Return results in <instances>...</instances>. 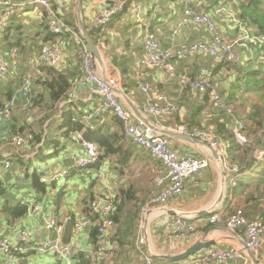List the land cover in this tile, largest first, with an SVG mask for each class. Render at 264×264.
Listing matches in <instances>:
<instances>
[{
	"label": "crops",
	"instance_id": "obj_1",
	"mask_svg": "<svg viewBox=\"0 0 264 264\" xmlns=\"http://www.w3.org/2000/svg\"><path fill=\"white\" fill-rule=\"evenodd\" d=\"M13 1L24 5L15 9L8 26L0 32V53L8 52L15 46L19 47L21 54L19 66L24 69L27 67V59L38 52L43 44L55 38L47 31V16L43 7L30 4V0ZM63 1L67 6L63 15L71 26L81 33L84 26L89 36L93 34L91 38L97 44L101 55V60H97L102 74L116 76L119 79L118 92L128 109L134 111L138 117L154 119L147 114L145 105L147 96L141 90L142 82H148L155 92L165 93L179 102L178 111L160 122L161 132L173 131L180 134L176 131L177 127L180 124H187L207 128L215 136L221 137L217 131V124L224 123V120L216 110L224 109L215 104L216 108L208 94L190 89L182 91L179 81L171 78L165 71L141 65L140 60L144 57V28L143 24L134 21L132 12L118 15L98 32L99 26L95 19L97 10L116 0H81L80 4L78 0ZM141 1L145 5L144 22L150 24L163 47L169 48L184 41L212 40L209 32L207 34V31H201L203 33L201 35V29L195 26L179 28L183 7L178 1ZM199 5L200 2L196 4L198 8ZM205 13L211 17L216 14L214 11ZM231 22V19H227L226 26H220L222 32L233 34L237 31L235 24ZM206 34L207 36H204ZM62 49L63 58L55 68L56 73L51 74L48 68L41 81L62 74L71 80L67 94L54 102L45 86L38 81L33 87V105L30 111L21 112L17 109L12 119L5 122V125L12 129L17 127L32 129L35 136H40V140L35 139V143L32 142L20 149L13 168L0 178V211L5 223L4 233L14 236L18 228L28 227L33 230L36 238L42 239L48 233L44 227L45 219L40 214L30 215L29 209L34 205L46 204L49 211L47 215L49 213L50 216L64 221L67 227L68 222L74 223L89 213L92 199L111 196L120 203V209L115 213L120 223L116 224L114 233L118 232L119 227L118 236L124 243H118L117 237L111 233L103 237L98 235V240L94 242L92 231L98 227L95 218L93 224L85 231L76 233L73 229L72 236L68 239L82 250L76 264H145L144 253H151L157 264H173L185 258L169 260V256H179L199 242L210 244L203 249L246 248L243 228L232 230L223 220L210 223L209 217L213 210L221 207L224 209L222 213L224 218L239 207L245 210L249 218L264 212V200L260 198L256 185H250L246 189L241 187L242 183L249 184L248 180L252 178L248 176L249 171L246 172L247 177L240 174L238 184L234 185L235 174L231 165L229 162L225 163L207 143L200 140L189 142L170 136L172 147L179 153L210 158L211 163L194 181L187 182V190L183 195L169 200L164 207H150L145 215L148 243L144 253L137 249L136 239L132 241L131 238L133 229H136L137 234L142 207L159 191L155 185V176L166 174L167 169L150 151L125 137L121 121L111 111H106L99 120H86V115L100 101V96L97 94L91 96L90 87L79 83L82 73L77 56L80 40L66 36L62 39ZM200 57L204 63H201ZM208 62L212 63L211 66ZM179 66L181 74H190L194 78L200 74L202 67L211 68L214 74L213 82L223 97L219 85L224 83L221 80L222 74L229 71L219 60L199 54L179 62ZM20 70L19 68L14 75L0 79L1 104L9 99L18 87L20 79L17 74ZM190 72H194V75ZM218 72L220 80L215 76ZM10 91L13 93L7 97L6 94ZM67 113H71L76 121L83 124L81 131L69 130V126L64 123V115ZM231 121L233 122L232 117ZM78 133L92 141L100 135L114 137L116 151L107 154L106 149L99 146L100 157L102 156L100 162L77 173L76 158L84 153ZM6 134V131L0 134V156L11 148ZM65 168L71 170L68 177L50 179L53 172ZM31 169L34 170L32 174ZM35 176L40 179L42 184L40 187L35 186ZM23 207L26 208L24 211ZM162 208H165L164 211ZM178 212L186 213L194 219L198 233L191 240L172 243L167 234L166 222L172 214ZM65 233L64 240L67 241ZM247 251L249 252L248 248ZM17 264L59 262L52 254L32 253L19 256ZM213 264L256 263L250 255V259L245 262L236 260Z\"/></svg>",
	"mask_w": 264,
	"mask_h": 264
},
{
	"label": "built area",
	"instance_id": "obj_2",
	"mask_svg": "<svg viewBox=\"0 0 264 264\" xmlns=\"http://www.w3.org/2000/svg\"><path fill=\"white\" fill-rule=\"evenodd\" d=\"M197 0H183L182 17L178 26H195L209 32L212 40H200L191 43H181L169 48L162 46L159 36L152 30L150 24L144 22V2L141 0H116L97 10L96 24L105 28L118 15L132 12L134 21L143 24L144 57L140 60L145 67L158 68L165 71L171 78L179 81L182 91L185 89L206 93L210 100L218 107L224 109L232 116L234 132L242 140L239 133L241 120L233 113V107L227 104L213 82V71L209 67H202L200 74L194 78L188 74L179 72V62L195 55L203 54L216 58L220 62L231 64L241 63L243 54L238 52L235 44L229 42L220 32L212 17L200 12L196 8ZM30 4L41 6L46 11L47 31L53 36V40L45 43L35 54L27 59V67L19 66L20 48L12 47L8 52L0 53V79L17 74L20 79L18 87L13 95L0 106V134L7 132V142L11 145L8 152L0 156V178L9 172L14 165L19 150L32 143L35 132L32 129L21 127L11 128L5 125L9 122L15 110L29 112L32 108L33 87L43 80L48 68L57 67L63 58L62 39L66 36L76 37L80 40L78 51V66L82 70L79 83L89 86L91 96L97 94L100 101L96 103L86 115V120H99L106 111H111L121 121L125 137L133 143L150 151L167 169L166 174L155 176V185L159 191L150 197L142 207L141 218L136 234L137 249L144 253L148 243L145 215L151 206L164 207L169 200L177 198L187 190V182L194 181L197 176L210 166V158H203L193 154L179 153L171 145L170 136L160 131V122L179 109L177 99L162 92H155L148 82H142L141 90L147 96L146 111L152 117H138L134 111L127 108L118 92L119 79L116 76L102 74L99 62L91 51L83 34L76 30L64 18L66 3L63 0H30ZM24 3L13 0H0V32L9 24L10 17L17 7ZM228 8L217 6L215 13L228 14ZM230 17V16H229ZM232 24L241 27L243 35L236 43H240L241 49H249L254 44L260 45L264 38L256 37L243 26L237 16L230 17ZM201 27V28H200ZM201 29V30H202ZM147 115V116H148ZM176 131L207 143L215 150L222 160L227 163V148L221 140L209 129L197 126L180 124ZM81 137L84 153L76 158V172L84 171L94 166L99 161L100 150L97 142ZM245 142V140H244ZM235 175L240 171L237 166L232 167ZM70 169H61L53 172L51 180L68 177ZM237 180H234V185ZM52 208V207H51ZM116 199L111 196H99L90 201L89 213L74 222L73 229L81 233L90 227L94 219L98 222V232L101 237L110 234L116 227L114 219ZM163 211L165 208H162ZM46 204H36L29 209L32 216L40 214L45 219L44 227L47 236L38 239L32 229L28 227L18 228L14 236L4 233L5 223L0 211V264H17L19 256L24 254H52L59 264H76L82 250L74 243L64 240L66 224L64 221L50 216ZM224 209L216 208L209 217L210 223L225 221L232 230L243 228L246 235V248L234 247L231 249H203L189 255L182 261L173 264H213L215 262H234L236 260L247 261L250 259L248 250L255 255L259 264H264V220L263 218H249L243 208H236L228 217H222ZM14 228V227H13ZM168 237L172 243L188 241L197 236V225L194 219L186 213L172 214L166 222ZM103 239H101V242ZM145 264H157L151 253H144Z\"/></svg>",
	"mask_w": 264,
	"mask_h": 264
},
{
	"label": "trees",
	"instance_id": "obj_3",
	"mask_svg": "<svg viewBox=\"0 0 264 264\" xmlns=\"http://www.w3.org/2000/svg\"><path fill=\"white\" fill-rule=\"evenodd\" d=\"M174 1H178L179 3H181L183 7V3H182L183 0H174ZM232 1H233V4L231 5H228L224 3L223 1H218L217 4L214 5V10L216 9L217 6H224L228 8L232 12V14H235L237 18L239 19V21L243 23V26L245 28L247 29H249L250 27L252 28L253 30L252 34L254 36L259 37V38H264V0H232ZM234 6L236 9V12L233 11ZM210 11L211 10H208V13ZM235 27L237 31H239L241 34L243 33L241 30V27H239L238 24H236ZM100 30H101V27H99L98 32H100ZM92 35L93 34H91V36ZM244 50L251 52L250 53L251 56H248V55L245 56ZM244 50L241 51V53L243 54L244 60L241 63H236V64H240L241 66L240 65L236 66L237 69L234 73L235 75L236 73L240 72L241 75L237 76L236 74L235 75L236 77L231 76V80L236 81L238 84L236 83L234 85H237V88L242 90V92H245V90L246 91L248 90L249 86H246L243 80H246L248 78L249 81H251V83L249 82L250 83L249 85H252L251 87L252 91L255 92L256 94H262L264 92V41L258 46L252 44L249 46V50H246V49ZM254 56L255 58H253ZM220 63L223 66L225 65L224 66L225 68L231 65V63H228V62H220ZM244 64L245 66L243 67ZM55 68L56 67L49 69L51 74L56 73ZM41 83L45 86L47 92L49 93L51 99L54 102H57L60 99H62L67 94L71 86V80L62 74H59L56 76L53 75L51 76V78H47L45 81H41ZM234 91L235 90L232 89L228 93L223 94V98L225 99L226 103H230L229 101L231 99L229 98V96L233 97V95L236 94V92ZM242 92L240 93L242 94ZM12 93L13 92L10 91L6 94V96L7 97L10 96ZM1 105L2 104L0 103V106ZM233 113L236 114L237 111L233 110ZM224 114L227 115L230 120L222 117V119L224 120V123L217 124V131H218V134L221 135V137L218 136V138L227 148V161L229 162V165H231V167L237 166L240 171V174H243V175L245 174L247 177L246 172L249 171L248 176H251L253 178V179L251 178V180H248L249 184L242 183L241 184L242 188L246 189L250 185L254 184L256 185L255 187L260 190L262 188L261 186L264 185V161L259 159V157L257 156L256 150L257 148H261V152L264 151V135L263 137L259 138V137H254L253 134H249L250 138L247 139V141L243 143L240 142L237 138V135L234 132V122L231 121L232 116L226 111H224ZM249 118L251 119V117ZM64 121H65L64 123L67 126H69V130L71 132H78L83 129V124L76 121L74 117L71 115V113H67L64 115ZM251 126L252 127L257 126V128L264 129V122L263 123L260 122L259 124L255 123V125L253 122ZM252 127H250L249 124L246 123L245 126H243L240 129L241 133H246L248 129L251 131ZM35 139L39 141L40 136L39 135L35 136L33 143H35ZM95 141L97 142L98 146L106 149L107 154L113 153L116 151L114 149V143L116 141V138L114 137H110V136L106 137L104 135H100L96 137ZM101 157H99V161L97 163L100 162ZM240 174L235 175L237 184L240 179ZM34 183H35V186H38V187L42 185L40 183V179L37 176L34 177ZM122 194L126 195L125 193H122ZM119 204H120L119 200L117 199L115 213L118 209H120ZM25 209L26 208L23 207L22 210L24 211ZM258 214H256L257 216L253 217V219L261 217L264 220V212H260ZM114 219H115L116 224L118 222L120 223V219L118 220V217H116V215H114ZM117 231L118 232L116 233H114L113 231L111 234L117 237L116 239L118 243L123 244L124 242L120 240V237L118 236L119 227ZM98 235H99V232H98V227H97L92 231V237H93L94 242L98 240Z\"/></svg>",
	"mask_w": 264,
	"mask_h": 264
},
{
	"label": "rangeland",
	"instance_id": "obj_4",
	"mask_svg": "<svg viewBox=\"0 0 264 264\" xmlns=\"http://www.w3.org/2000/svg\"><path fill=\"white\" fill-rule=\"evenodd\" d=\"M197 1H198L197 3L200 2V5H199L200 7L198 8L196 6V8L200 12H202V11L203 12H208V10H211L212 11V9H213V11H215L214 10V5L217 4L218 1H223L224 3H226L228 5L233 4V1L232 0H197ZM233 11L236 12L235 6H234V10ZM128 12L129 11H127V13ZM228 12L229 13L226 14V15H222V14L217 13V14H215V15L212 16V20L218 26V29L220 30V32L222 33V35L229 42L235 44V47L238 49V52L241 53V51L244 50V49H241V47L239 46L240 43L237 44L236 43V40L240 39L243 35H241V33L239 31H236L233 34H226V33H229V32H226V33L225 32H222V30L220 28L221 25L222 26H224V25L226 26L227 19L229 20V18L232 17V15H234L236 17V15L235 14H232V12L230 10H228ZM201 31L202 32H206L203 29L200 30V32ZM249 31L253 33V30H252L251 27L249 28ZM202 32H201V35H203ZM206 33L209 34L208 32H206ZM207 34L204 35V36H207ZM200 40H202V39H200ZM200 40H193L191 42H196V41H200ZM191 42L184 41L182 43H191ZM179 44H181V43H179ZM244 52H245V56L246 55L251 56L250 55L251 52L245 51V50H244ZM253 58H255V56ZM201 63H204V60L203 59H202ZM208 64L211 66L212 63L208 62ZM245 64H246V62H245ZM245 64L243 65V67L245 66ZM238 65H240V64H236L235 63V64H231L230 66H227V69L226 70L229 71V72L226 73V74L225 73L222 74L221 80L224 83L221 85L222 87L219 85V89H220V92L222 94H226L229 91H231L232 89L235 90L234 92H236V94L233 95V97L229 96V98L231 99L229 102L231 103L230 106L233 107V110H236L237 111V113H236L237 115L236 114L235 115L241 120V122H240L241 124L239 126L240 129H241L243 126H245L246 123H248L249 126L252 127L251 125L253 124V122H254V125H255V123H258L259 124L260 122H262V123L264 122V92L262 94H256L255 92H253L252 89H251L252 85H249L251 83V81H249L248 78L246 80H243V82H245V85L246 86H249L247 91L245 90V92H242V90H240L239 88H237V85H234L237 82L234 81V80H231V76L236 77L235 76L236 74H237V76H240L241 75L240 72H238V73H236L234 75V73H235V71L237 69L236 66H238ZM191 74L194 75V72L191 73ZM218 74H219V72L217 74H215V76L217 77L218 80H220ZM240 92H242V94ZM213 105L215 106L214 103H213ZM216 111L220 113V117L221 118L223 117V118L229 119L228 116L224 114V111L223 110L221 111V110H218L217 109ZM249 117H251V119ZM254 131H256V132H254ZM239 134L242 137H244V140L245 141H247V139L250 138L249 137V134H253L254 137H259V138L263 137V135H264V129L257 128V126H256V127H252V130L251 131L248 129L246 133H241L240 132ZM237 138H238V140L240 142H242V143L244 142V140L240 139L238 136H237ZM256 153H257V156L259 157V159H261V160L264 161V151L261 152V148H257ZM33 172H34V170L31 169V174ZM261 187L262 188L259 190V195H260V198L262 200H264V185H262ZM131 238H132V241L134 240V238L136 239V229H133V234L131 235Z\"/></svg>",
	"mask_w": 264,
	"mask_h": 264
},
{
	"label": "water",
	"instance_id": "obj_5",
	"mask_svg": "<svg viewBox=\"0 0 264 264\" xmlns=\"http://www.w3.org/2000/svg\"><path fill=\"white\" fill-rule=\"evenodd\" d=\"M80 1L81 0H78L79 4H80ZM82 34H83L85 40L87 41L88 45L90 46L91 50L93 51V54L100 61L101 60V55L99 53L98 46L94 42V40L91 38V36H89V34L86 31L84 26H83ZM165 134H167L169 136H175V137H178V138H182V139L187 140L189 142H194V141L197 140V139L192 138V137H190L188 135L178 134V133L173 132V131H165ZM215 154L218 156L217 153H215ZM73 226H74V223L72 221L68 222L67 227H66V233H65V239H67V241H69L68 239L72 236ZM209 245H210L209 243L199 242V243L195 244L194 246H192L191 248H189L185 253H183V254H181L179 256H169L168 259L169 260H181V259H184V258L188 257L189 255H192L195 252H197V251H199V250H201L203 248L209 247ZM249 253H250L251 257L253 258V260L255 261V263L259 264V261L255 257V255L252 254L250 251H249Z\"/></svg>",
	"mask_w": 264,
	"mask_h": 264
}]
</instances>
